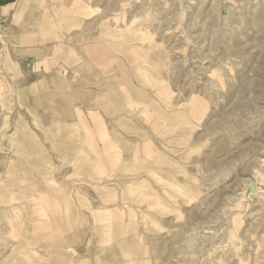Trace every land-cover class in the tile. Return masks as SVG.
Here are the masks:
<instances>
[{
    "label": "rangeland",
    "instance_id": "obj_1",
    "mask_svg": "<svg viewBox=\"0 0 264 264\" xmlns=\"http://www.w3.org/2000/svg\"><path fill=\"white\" fill-rule=\"evenodd\" d=\"M0 264H264V0H0Z\"/></svg>",
    "mask_w": 264,
    "mask_h": 264
}]
</instances>
